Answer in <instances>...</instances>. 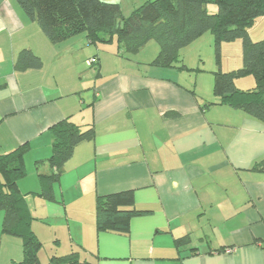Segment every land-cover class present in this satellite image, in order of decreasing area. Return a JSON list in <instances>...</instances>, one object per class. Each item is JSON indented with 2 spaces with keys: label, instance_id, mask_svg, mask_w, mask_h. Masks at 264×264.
<instances>
[{
  "label": "crops",
  "instance_id": "1",
  "mask_svg": "<svg viewBox=\"0 0 264 264\" xmlns=\"http://www.w3.org/2000/svg\"><path fill=\"white\" fill-rule=\"evenodd\" d=\"M250 35L263 38L264 16ZM119 45L84 34L53 42L15 0H0V153L27 146L19 188L44 244L40 261L71 264L51 258L75 252V264H264V122L207 105L214 75L197 71L189 83L190 70L153 64L157 42L133 54ZM24 49L42 66L18 67ZM247 77L237 82L254 87ZM64 118L95 134L77 145L48 199L39 173L51 171L50 127ZM122 190L149 212L128 234L100 231L98 196ZM4 216L0 264H23L22 240L2 232ZM183 236L189 242L178 245Z\"/></svg>",
  "mask_w": 264,
  "mask_h": 264
},
{
  "label": "trees",
  "instance_id": "2",
  "mask_svg": "<svg viewBox=\"0 0 264 264\" xmlns=\"http://www.w3.org/2000/svg\"><path fill=\"white\" fill-rule=\"evenodd\" d=\"M15 1L53 42L84 34L92 44L109 43L115 36L120 44L119 52L133 54L153 40L158 43L159 52L152 63L163 67L187 69L184 48L207 33L215 40L218 63L221 44L240 39L242 65L230 71H214L216 100L207 105L226 104L264 122V37L253 40L250 35V28L264 16V0H145L128 15H124L121 4L116 1ZM42 64V58L29 49L21 51L17 60L20 68H38ZM245 75L255 78L254 87L241 89L237 86L236 79ZM50 130L53 150L47 161L51 171L39 173L40 194L48 199L54 197V183L59 180L77 145L95 134L93 126L84 127L69 118L56 122ZM26 151V144H22L0 153V211L5 214L2 232L22 240L23 264H43L39 252L44 244L32 228L35 217L26 194L19 188V181L27 173ZM258 166L264 169V157ZM148 212L136 205L133 190L100 195L96 204L97 227L100 231L128 234L131 220ZM188 242L187 236L176 239L178 245ZM53 259L69 260L71 264L77 262L75 252L52 256L51 261Z\"/></svg>",
  "mask_w": 264,
  "mask_h": 264
},
{
  "label": "rangeland",
  "instance_id": "3",
  "mask_svg": "<svg viewBox=\"0 0 264 264\" xmlns=\"http://www.w3.org/2000/svg\"><path fill=\"white\" fill-rule=\"evenodd\" d=\"M116 1L121 4L124 15H128L133 9L141 5L145 0ZM212 9L215 10V6ZM210 36H212L211 33L203 35L201 38H199L197 41L192 43L190 46L184 48L183 50L184 63L186 64L187 69H190V71L184 73L183 77L187 78L189 80V83L194 81L197 71H200V73L202 74L214 75L215 70L222 69L223 71H230L235 69L236 67L235 61L236 59H238L239 54L242 52L241 40L238 39L236 41L222 43L220 46L221 60L218 63L216 59L215 40L213 39V37L212 39H208L211 38ZM239 43H241V45ZM105 46H107V48L109 49H114L115 44H107ZM122 66H126V64ZM129 66L131 65L128 64L127 67ZM247 76L252 75H245L236 79V84L239 88L242 87L241 89H248L251 87V85H253L252 82L251 84H248L247 82V84L244 83L242 85H239L241 84V82H237L238 79L248 78ZM201 86L202 82L200 81L199 87Z\"/></svg>",
  "mask_w": 264,
  "mask_h": 264
},
{
  "label": "built area",
  "instance_id": "4",
  "mask_svg": "<svg viewBox=\"0 0 264 264\" xmlns=\"http://www.w3.org/2000/svg\"><path fill=\"white\" fill-rule=\"evenodd\" d=\"M94 62H96V59H94V58H91V59L89 60V64H93Z\"/></svg>",
  "mask_w": 264,
  "mask_h": 264
}]
</instances>
